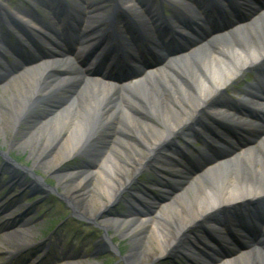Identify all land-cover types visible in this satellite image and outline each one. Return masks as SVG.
Returning <instances> with one entry per match:
<instances>
[{"label":"bare ground","instance_id":"6f19581e","mask_svg":"<svg viewBox=\"0 0 264 264\" xmlns=\"http://www.w3.org/2000/svg\"><path fill=\"white\" fill-rule=\"evenodd\" d=\"M108 1L111 6L103 9L94 6L90 0H82L88 10L84 13L67 4L65 6L63 0H47L46 7L58 13L56 22L59 29L53 23L41 22L30 15L24 14L23 20L39 31L45 27L46 32L59 41L67 39L71 28L77 27L79 32L75 37L86 38L84 46L94 48L113 44L123 49H137L134 40H127V43L122 40L125 35H130V30L119 28L118 24H122L121 17L128 14L139 18L142 24L148 22L153 25V2L156 0ZM179 2L186 7L185 13L197 14L193 0ZM217 8L214 6V9ZM174 12L177 13V10ZM3 14L10 22L12 15ZM170 20L179 21L176 15ZM6 25L1 18L0 27ZM173 25L168 24L164 30L167 37H175L177 26ZM146 26L148 24L145 23L143 27ZM27 36L23 35V38L27 39ZM31 36L33 39V34L28 37ZM0 38L4 39V36ZM16 41V46L21 45L20 38L16 37ZM34 46L37 47V43ZM19 53L23 55L21 59L26 60L25 54L22 51ZM0 58L4 62L0 63V135L8 133L10 138L20 136L23 140L21 144L30 146L33 167L55 169L72 157H82L86 159V164L96 165L93 170L62 175L58 186H63L66 199L78 215L96 221L101 229L112 231L120 239L128 238L133 247L125 256V263L153 264L172 250L188 227L213 210L264 195L263 137L254 146L242 149L241 153L230 152L222 159L212 160L195 176V181L183 196L178 198L188 184L182 186L173 198L162 203L153 215L133 214L116 221L110 216H103L102 212L116 203V198L152 154L163 149L161 147L167 141L173 140L194 121L202 124L199 134L204 132L203 126L213 121V117L230 123L228 112L211 111L208 106L213 99L224 96L250 68L264 63V13L247 27L216 39L160 70L153 68L141 81L120 88L88 80L66 68L60 70V76L47 70L52 68L49 67L38 68L22 79L14 80L11 72L17 62L1 53ZM38 64L30 63L28 68ZM48 106L49 109H46ZM20 125L34 129L20 134ZM112 128L113 133H108ZM44 131L48 133L44 134ZM106 142L109 150L107 147L105 152ZM153 161L154 166L160 164L161 167L167 162ZM172 172L160 170L162 185L169 189L173 186L169 185L168 178L176 177ZM158 197L155 195L154 200ZM175 197L177 199L173 201ZM96 204H99L98 210L95 209ZM142 211L148 212L146 208ZM9 226L28 228L21 221L12 222ZM211 229L220 227L212 224ZM16 237L20 243L16 250L19 253L20 245L26 246L29 236L27 232H20ZM224 239L220 238V241L224 242ZM206 240L211 238H204L186 250L183 248L182 252L197 256L200 251L205 253L209 251ZM213 264H264V257L253 251L248 254L233 253Z\"/></svg>","mask_w":264,"mask_h":264},{"label":"rangeland","instance_id":"374dc122","mask_svg":"<svg viewBox=\"0 0 264 264\" xmlns=\"http://www.w3.org/2000/svg\"><path fill=\"white\" fill-rule=\"evenodd\" d=\"M46 1L47 0H0V17H3V10H6L9 14L14 16L15 20L20 21L22 15H26V13L29 12L30 15L38 18L42 22L48 21L49 24H52L56 12H52L46 7ZM53 1L57 2L58 0ZM63 1L68 7H74L76 11L81 10L84 13L88 12L82 0ZM90 1L91 3L96 2L97 4H95V6L103 4L111 5L107 2L108 0ZM61 7L63 8V5ZM4 21L7 23V20ZM10 25L11 24H7V31L6 28L3 31L0 30V36L2 33L7 34L8 31L10 33ZM22 26L28 29L23 23ZM28 33L33 34L36 40L38 38L39 42H41L40 39L43 41V39L40 38L38 34L32 32V30L29 29ZM22 40H25V38ZM0 50L4 51L9 59H11V52L6 50L1 43ZM7 51H9L10 54ZM0 63L4 64L1 58ZM255 72L254 70L245 72L235 87L245 83L247 80H244L251 78ZM0 73L2 74L1 70ZM12 73L14 72H11V74ZM28 122L32 121L28 120ZM31 129L34 128L31 127ZM31 129L28 125H20L19 133H28ZM113 130L112 128L108 133L112 134ZM43 133L47 134L48 132L44 131ZM22 141L20 136L10 138V134L8 133L0 135V152L8 155L7 158H9L13 164L20 165L23 169L29 171L28 175V173L21 172L18 168L2 167L0 161V264H126L124 261L119 260L113 251H107V249L101 247V236L104 232L100 230L97 222L92 221V219L86 220L78 216L76 211H73L67 203L66 197H64L65 191L63 190V186H58V179L62 175L80 172L82 170H93L92 168H80L81 161L85 160V158H69L55 169H47L43 166L33 167V156L30 155V146L22 145ZM107 147L109 150L108 142H106L105 152L107 151ZM99 154H101L100 151ZM161 154L175 157V155L170 152H164L162 149L158 150L156 154L151 156L149 158L150 160L146 162L147 166L142 169L141 175L147 176V178L153 176V160H163ZM5 162L9 164L7 160H5ZM12 178H14L15 181H13ZM140 178L141 177L136 178V181L141 180ZM134 181L127 190H129V188H131V190L134 188L132 187ZM40 183L48 190H53V192L58 193L61 201L52 194L53 192L43 190ZM32 192L34 194L31 196ZM127 194L128 192L123 194L121 201L129 197ZM101 199L104 200L102 196ZM121 201L117 206H113V208L111 207L112 205H110L111 209H104L102 211L103 216L118 215L119 212H115V209L122 208L121 206L123 204ZM67 205L68 207H66ZM98 208L99 204H96L95 209L98 210ZM71 212L75 215H70ZM211 214L199 223L201 228H205L208 221L214 217L215 213ZM20 221L23 222V225L25 224L28 226V228L22 229L19 228V226L8 228L12 222L18 223ZM20 232H27L29 238L25 242L27 245H20L22 246V250L20 249V252L17 253L16 250L20 243L18 239H16L18 238L16 234ZM106 234L117 247L119 255L123 257L127 256L130 249L133 247L128 238L120 239L110 230L106 231ZM191 236L192 235L188 234L187 231L186 233L184 232L178 240L183 241ZM165 258L166 257H162L153 264H164ZM175 263L176 262H174V264Z\"/></svg>","mask_w":264,"mask_h":264},{"label":"water","instance_id":"95a60500","mask_svg":"<svg viewBox=\"0 0 264 264\" xmlns=\"http://www.w3.org/2000/svg\"><path fill=\"white\" fill-rule=\"evenodd\" d=\"M172 147L173 148L176 147L175 141L172 143V145H167L166 148L168 150H171L173 149ZM0 156L2 157L4 161L3 167L9 166L8 163L5 162V160H7L5 154L0 153ZM13 166H14L13 168H18L21 171L25 170L18 165L14 164ZM25 171L29 173L28 170H25ZM261 198H255L253 200L248 199L238 204L215 209V212H214L215 215L214 217L210 219V221H212V223L217 226L239 224L243 227L247 225V223L253 219H259V220L264 221V195H262ZM70 208L72 209V207ZM206 230L207 229H202L203 232H207ZM123 259L124 257L121 258V260Z\"/></svg>","mask_w":264,"mask_h":264}]
</instances>
